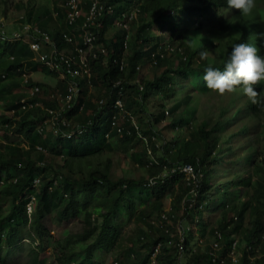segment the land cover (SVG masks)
<instances>
[{"label":"trees","instance_id":"obj_1","mask_svg":"<svg viewBox=\"0 0 264 264\" xmlns=\"http://www.w3.org/2000/svg\"><path fill=\"white\" fill-rule=\"evenodd\" d=\"M101 2L106 10L97 43L109 52L90 58L89 81L104 91L88 94L87 80H81L74 106L58 112L57 125L48 131L47 107H55L54 102L41 105L22 94L7 100L12 86L23 81L26 66L37 69L33 51L25 42L0 39V98L13 111L11 116L0 115L5 130L0 141V264H42L48 249L58 264H104L119 250L133 221L146 226L138 227L122 260L114 264H153V259L157 264H264V253L259 256L256 251L262 244L264 248V79L253 85L254 97L242 85L219 93L204 80L208 67L224 70L237 43L252 44L257 55L264 56L263 13L255 5L250 15L242 16L226 0ZM57 12L66 17L63 7ZM32 17L29 13L20 18L21 25L35 23ZM49 20L45 17L37 24L46 29ZM117 20H124L128 29L116 25ZM133 26L135 41L126 55ZM155 29L168 35H156ZM62 31L71 29L66 24ZM62 31L50 33L60 48L70 51L73 46L64 42ZM139 55L156 67L168 56L169 65L152 80L142 79L143 86L137 85L130 81L128 67ZM43 70L57 76L46 66ZM10 74L19 77L11 85L5 83ZM149 88L157 91L152 100L146 95ZM133 89L141 95L139 121L115 107V101H123ZM194 92L214 101L203 116L198 110L189 118L185 113L194 110ZM165 122L168 135L157 129ZM15 134L26 144L13 143ZM139 143L149 158L144 161L140 152L132 157L149 168L151 178L157 177L154 183L113 171L112 152ZM184 164H191L199 177L194 193L192 181L186 185L187 176L180 171ZM168 196L173 210H164L155 219L152 206L161 210ZM247 217L252 224L245 229L241 256L234 261L235 230ZM72 221L80 225L78 231L52 233V225L68 227ZM178 225L185 229L182 242ZM218 233L222 238L215 249ZM195 238L210 240L205 251L193 247Z\"/></svg>","mask_w":264,"mask_h":264},{"label":"rangeland","instance_id":"obj_2","mask_svg":"<svg viewBox=\"0 0 264 264\" xmlns=\"http://www.w3.org/2000/svg\"><path fill=\"white\" fill-rule=\"evenodd\" d=\"M65 0H0V17H2L3 21L7 23L6 26V31L8 34L12 33L13 31H19L22 28L20 18L23 16L27 15L29 16V13H32L33 17L32 20H34L35 23L39 22V20H42L45 17H48L50 25V29H59L61 24L60 22L63 21V23H66V18L65 20L62 19V17H58L56 15L58 7H63ZM254 3L256 7L259 9L260 12L263 13L264 16V0H254ZM86 8V7H85ZM87 9V8H86ZM30 11V12H29ZM113 13V12H112ZM65 21V22H64ZM121 20H117L115 24L117 25L120 23ZM132 25V24H130ZM81 27V22L78 23L75 27H70V29H76L75 33L77 34V38H80V35L82 34V31H79ZM48 29V28H47ZM134 30L135 27H131L129 33H128V38H127V51L126 55H129L131 53V46L134 43ZM154 33L156 35L163 34V35H168L167 32H162L160 29H155ZM139 47H141V42H139ZM99 45L103 46V43H98ZM168 56L164 57L161 66L156 67L155 65H152L151 62H146L142 55H139L137 62L131 64L128 68V74L129 77L131 78L130 81L132 83H137V85L143 86V81L142 79H147V80H152L154 75H159L162 73V71L167 68L169 65V60ZM36 61V60H34ZM37 62V69L32 70L34 68L33 65H27L25 69L26 76L30 77V82H33V85H27L22 81L18 86H12L11 90H9L7 94V100H10V98H14L16 95L22 94L24 95L25 100L30 99V98H36L38 99L39 103L42 105V103H48L49 101L55 105L53 108L47 107V109H54L55 111H62L64 109V103L62 101V98L64 97V92H65V83L59 76H54L50 73L45 72L43 70V64L41 62ZM125 66L127 67V61L125 62ZM2 72V71H0ZM19 76V75H18ZM24 77V76H23ZM22 77V79H23ZM14 78H19L14 76L13 74L9 75L5 79V83H11L14 81ZM15 82V81H14ZM87 85L84 86L85 91L88 94L92 95H98L100 94L103 90V86L95 87L90 83V81L86 82ZM39 85L40 91L35 92L34 86ZM169 87L166 88L168 90ZM159 90V89H158ZM157 91H153L152 88H149L146 90V95L147 98L150 100L153 99V97L156 95ZM161 93V92H160ZM194 98H193V103L192 107L194 110L187 109V112L185 113L189 118H191L195 113H198L199 110V115L203 116L205 108L208 106H212V101H214V97L210 98L209 96L203 97L198 92L193 93ZM140 93L136 91V89H133L132 91H128L124 95L123 103H124V111H127L128 114H132L137 121L141 120V115L142 113L140 112V104H139V98H140ZM149 100V102H150ZM216 100V99H215ZM5 99L0 98V115H5L7 114L8 116H11L13 111H10L7 109L6 104H5ZM160 100H157V103ZM170 101H166V106L168 107ZM150 105H152L150 103ZM49 106V105H47ZM27 108H22V111H25ZM50 119V120H49ZM47 120L45 123L46 130H50L53 127V121L51 117ZM123 120V117H121ZM141 123V122H139ZM168 122L162 123L157 125V129L159 132L168 135V129L165 128V125H167ZM141 128L144 130L145 125L142 123L140 124ZM3 127L0 126V141L3 140V133H4ZM160 134V133H158ZM12 136V141L15 144L19 145H24L26 144L25 139L22 138L21 135H11ZM55 136V135H53ZM160 142V141H158ZM135 152H140L142 154V158L144 161H147V153L145 146L142 143H139L137 146L133 147L131 145H128L126 147H121L117 148L114 150L112 153V158L114 161V168L113 171L115 174L118 176L125 175V176H136V177H145V178H151L152 176L150 173L151 171L146 165H143L141 163H138L133 157L132 153ZM214 181V178L212 179ZM187 181V182H186ZM192 181L193 189L192 192L197 189L198 183H199V177L195 174L190 175L189 177L185 178V184L188 185V182ZM164 206L161 210H158L157 207L156 209L153 208V217L155 219L160 215L162 211H172L173 210V201L171 197H167L164 201ZM144 210V208H143ZM158 219V218H157ZM160 219V216H159ZM143 221V220H142ZM161 221V220H160ZM166 226V223H164ZM252 224V220L250 217L246 218V221L244 225L242 224L237 225V228L235 230L236 237L238 239V245L236 246V252H235V259H239L241 256V251L242 248L245 244V229H248ZM141 227V229L145 228V224L140 223L138 221L132 222L129 224L126 229H125V234L123 236V239L121 241V247L116 253L109 254L107 256V260L104 264H114L117 260H122V251L124 248L127 246L131 245V243L134 241V237L137 234V229L138 227ZM159 227H162L161 224L159 223ZM185 228L187 229L189 225L184 223ZM80 225L76 221H72L71 223L68 224V227H62V226H51L52 228V233L57 236H62L65 233H67L69 230L71 231H78ZM68 228V229H67ZM196 229V228H195ZM210 240H207V238H203V240H199L198 238H195L193 240V247L199 249L200 251H205L207 247L209 246ZM241 246L239 247V245ZM141 245L140 243L136 246L139 247ZM240 249V251H238ZM142 253L145 252V249L142 248ZM257 254L263 255V244L262 248L260 247L259 249L256 250ZM155 257V256H153ZM235 260V261H236ZM155 260L153 259V264ZM42 264H58L56 260L54 259V256L52 254V250L48 249L46 252H44L43 257H42Z\"/></svg>","mask_w":264,"mask_h":264},{"label":"built area","instance_id":"obj_3","mask_svg":"<svg viewBox=\"0 0 264 264\" xmlns=\"http://www.w3.org/2000/svg\"><path fill=\"white\" fill-rule=\"evenodd\" d=\"M89 3L88 8H85L86 3ZM64 9L66 13V22L69 27H75L78 22H81L79 31H82L80 35L81 44L78 41L76 29L71 31H62V39L67 45H72L73 49L60 48L57 42L54 40L52 34L47 30L40 27L37 23L24 22L21 30L13 31L8 34L6 32V23L0 17V39L3 42L22 41L29 45L30 49L34 53L33 59L41 62L43 66H46L50 71L59 74L65 83V92L62 101L64 108H71L74 106L79 92L81 89V80L89 81L92 75V68L90 65V58H98L101 54L107 55L108 49L105 46H101L97 43L98 31L103 27V16L105 14L106 6L101 0H65ZM110 12L113 11L111 7L108 8ZM23 18V16L21 17ZM121 20L120 26L128 29V24ZM128 38V35H127ZM127 40V39H126ZM127 47V41L125 43ZM123 68V67H122ZM23 81L25 84L29 83L30 77L23 73ZM35 92L40 91L39 85L34 86ZM115 107L124 110V103L121 98L115 101ZM26 108V107H24ZM53 126L57 125L59 116L58 111L49 109ZM50 120V119H49ZM65 124L66 122L63 121ZM4 134V133H3ZM151 153V151H149ZM172 172L175 171L171 169ZM180 171L184 172L187 177L194 175V168L191 164H184L180 167ZM157 177L150 178L149 182L154 183ZM162 218L166 219L167 215L162 214ZM178 233L181 237V242L184 238L185 229L178 225ZM218 240L213 244L215 249L219 248V240L222 238L220 233ZM238 245V239L233 243V251L231 255L235 261L236 246ZM180 249L183 250L184 246L180 243ZM154 253L153 256H155Z\"/></svg>","mask_w":264,"mask_h":264},{"label":"clouds","instance_id":"obj_4","mask_svg":"<svg viewBox=\"0 0 264 264\" xmlns=\"http://www.w3.org/2000/svg\"><path fill=\"white\" fill-rule=\"evenodd\" d=\"M226 3L230 8L238 9L242 16L250 15L255 7L254 0H226ZM200 55L203 57L205 53ZM262 79L264 56L257 55L254 45L243 42L232 47L223 71L210 66L204 74L206 86L219 93L231 92L234 86L242 85L243 91L253 97L256 95L253 85Z\"/></svg>","mask_w":264,"mask_h":264},{"label":"crops","instance_id":"obj_5","mask_svg":"<svg viewBox=\"0 0 264 264\" xmlns=\"http://www.w3.org/2000/svg\"><path fill=\"white\" fill-rule=\"evenodd\" d=\"M63 8H64V4H63ZM66 14V13H65ZM56 15H58V12L56 13ZM59 17V16H58ZM61 18V17H60ZM65 18L66 17H64V18H62V19H64L65 20ZM65 22V21H64ZM60 24H61V26H60V28L59 29H50V27L48 26V25H50V23L48 22L47 24H46V29L50 32V31H53V32H60V31H62L64 28H65V25L67 24V22L64 24L63 23V21L62 22H60ZM53 75V74H52ZM58 76H59V78H61V80H63L62 79V77L59 75V74H57ZM55 76V75H54ZM63 82H64V80H63Z\"/></svg>","mask_w":264,"mask_h":264}]
</instances>
